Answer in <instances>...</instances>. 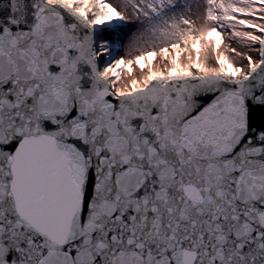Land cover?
Here are the masks:
<instances>
[{
	"label": "snow or ice",
	"instance_id": "snow-or-ice-1",
	"mask_svg": "<svg viewBox=\"0 0 264 264\" xmlns=\"http://www.w3.org/2000/svg\"><path fill=\"white\" fill-rule=\"evenodd\" d=\"M205 5L122 0L125 59L107 0H0V264H264V0Z\"/></svg>",
	"mask_w": 264,
	"mask_h": 264
},
{
	"label": "rangeland",
	"instance_id": "rangeland-1",
	"mask_svg": "<svg viewBox=\"0 0 264 264\" xmlns=\"http://www.w3.org/2000/svg\"><path fill=\"white\" fill-rule=\"evenodd\" d=\"M108 3L113 4L114 6H118V10L125 12V14L129 17L127 20L119 22L123 25V28L118 31H110L107 35L109 37H118L119 44H118V51L115 54L114 58H119L123 56L125 59H129L132 56L138 55L141 50L148 51L152 50L150 45H140L134 43L138 35L140 34V25L139 22L135 20L134 17L131 16V9H125L122 6V0H107ZM183 6V9H178V14L184 10V14L192 20H194L198 25L201 22V17L204 12L205 0H185V2L180 3ZM240 30H247V29H240ZM223 35V43L219 46V51L224 52L226 56H228L229 60L232 61L236 66L245 67L246 68V61L242 57H238L235 53L229 51V48H236L239 52H246L249 51L239 40V38H235L231 36L230 31L222 32ZM171 51V50H170ZM253 54V58H255V54ZM206 55L207 57V65L209 67H216L218 66L215 62V54L209 49L205 54L202 52V58ZM107 59V57H105ZM181 59H184V54L182 53ZM151 63L155 67L163 68L167 62L157 56L155 59L151 61ZM132 76L140 77L142 75L141 69L138 65H132ZM146 71V69H145ZM121 72V83L123 84L126 82L130 77L127 72V68L120 69Z\"/></svg>",
	"mask_w": 264,
	"mask_h": 264
},
{
	"label": "trees",
	"instance_id": "trees-1",
	"mask_svg": "<svg viewBox=\"0 0 264 264\" xmlns=\"http://www.w3.org/2000/svg\"><path fill=\"white\" fill-rule=\"evenodd\" d=\"M183 3V2H185V0H179V3ZM113 23H115V22H113ZM112 37H109V39H111Z\"/></svg>",
	"mask_w": 264,
	"mask_h": 264
},
{
	"label": "water",
	"instance_id": "water-1",
	"mask_svg": "<svg viewBox=\"0 0 264 264\" xmlns=\"http://www.w3.org/2000/svg\"><path fill=\"white\" fill-rule=\"evenodd\" d=\"M211 99V96H209V100Z\"/></svg>",
	"mask_w": 264,
	"mask_h": 264
}]
</instances>
